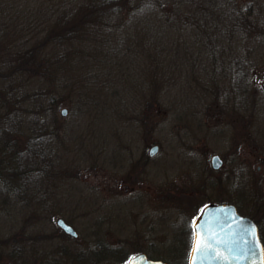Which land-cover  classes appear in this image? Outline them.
<instances>
[{"label": "rangeland", "instance_id": "rangeland-1", "mask_svg": "<svg viewBox=\"0 0 264 264\" xmlns=\"http://www.w3.org/2000/svg\"><path fill=\"white\" fill-rule=\"evenodd\" d=\"M56 1L0 0V264H186L205 204L248 214L229 172L261 163L234 129L264 143V0H127L42 44Z\"/></svg>", "mask_w": 264, "mask_h": 264}, {"label": "water", "instance_id": "water-1", "mask_svg": "<svg viewBox=\"0 0 264 264\" xmlns=\"http://www.w3.org/2000/svg\"><path fill=\"white\" fill-rule=\"evenodd\" d=\"M264 89V81L262 83ZM67 110L62 111L66 115ZM159 146L150 148V156ZM222 158H211L213 169L222 165ZM57 225L72 238H78L77 230L63 218ZM194 238L188 264H264V250L256 224L247 216L239 214L230 203H209L193 223ZM127 264H168L148 257L144 252L133 256Z\"/></svg>", "mask_w": 264, "mask_h": 264}, {"label": "trees", "instance_id": "trees-1", "mask_svg": "<svg viewBox=\"0 0 264 264\" xmlns=\"http://www.w3.org/2000/svg\"><path fill=\"white\" fill-rule=\"evenodd\" d=\"M126 2L127 0H57L52 7L59 13L55 29L48 31L42 44L52 41L65 44L82 40L91 30L93 22L96 25L104 24L100 28L109 27V19L121 12ZM143 9V5L138 8L139 11ZM24 57L25 67H28L26 64H31L34 52H27Z\"/></svg>", "mask_w": 264, "mask_h": 264}, {"label": "flooded vegetation", "instance_id": "flooded-vegetation-1", "mask_svg": "<svg viewBox=\"0 0 264 264\" xmlns=\"http://www.w3.org/2000/svg\"><path fill=\"white\" fill-rule=\"evenodd\" d=\"M251 122L252 119L250 118L248 126ZM239 125L241 126V129H234L235 137L239 136L242 140H245V142L242 143L246 145V149H248L247 153L253 155L256 159H260L261 163L257 165L255 170H252L251 168L252 162L240 158L243 151L236 152L234 158L231 161L232 162L231 169L229 172V177L231 178V180L229 181V184L231 182V184L229 185L230 188L229 194L233 196L232 192L236 191V189L240 187L241 178L245 176L246 178L245 186L247 191L245 197L242 196L244 197V200L241 201H244V204H246V208L250 210V211L247 210L248 214L245 216L253 220L254 223L256 224L259 233V239L261 241L264 250V223L261 222L262 219L264 218V143L256 140L254 136L253 125H252V129H248V128L242 129L241 122H239ZM222 160L223 163L220 166V168L216 170L213 169V171L216 172L222 171L225 165V161L223 158ZM222 180L224 182V179ZM220 183H221V178L218 184ZM233 197L236 199L235 200L236 202L231 200L230 204L235 205L238 211H240L242 205L241 203H239L240 201L237 200V197L240 196H233Z\"/></svg>", "mask_w": 264, "mask_h": 264}]
</instances>
